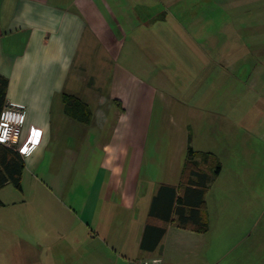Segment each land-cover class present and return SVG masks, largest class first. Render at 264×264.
Returning a JSON list of instances; mask_svg holds the SVG:
<instances>
[{
    "label": "crops",
    "instance_id": "crops-1",
    "mask_svg": "<svg viewBox=\"0 0 264 264\" xmlns=\"http://www.w3.org/2000/svg\"><path fill=\"white\" fill-rule=\"evenodd\" d=\"M230 5L231 0H0V74L9 79L8 102L25 108L22 145L37 141L34 152L23 156V188L9 183L0 190L2 206L19 208L0 213V264L204 262L208 215L207 229L198 231L193 224L181 225L177 204L169 221L152 210L163 185L184 195L178 176L190 143L196 157L208 159L203 166L196 158L211 189L223 170L219 157L239 148L246 154L250 129L264 121V86L249 87L257 89L251 102L250 91L210 88V99L199 98L200 105L193 106L179 97L171 100L166 91L188 90L175 85L172 67L181 77L187 70L196 76L201 65L191 48L195 33L202 23L219 19L228 29ZM219 11L227 16L219 18ZM191 28L195 33L180 43L192 55L176 54L168 30L180 35ZM215 58L209 60L226 70L232 66L230 56ZM161 83L166 90L157 86ZM65 94L90 106V124L66 113ZM159 99L164 118L180 121L181 128L178 143L164 155L173 159L165 162L164 177L156 179L144 167ZM25 203L34 205L33 213L21 207ZM149 224L167 229L154 250L142 247Z\"/></svg>",
    "mask_w": 264,
    "mask_h": 264
},
{
    "label": "rangeland",
    "instance_id": "rangeland-1",
    "mask_svg": "<svg viewBox=\"0 0 264 264\" xmlns=\"http://www.w3.org/2000/svg\"><path fill=\"white\" fill-rule=\"evenodd\" d=\"M228 10L232 17V24L228 29L221 28L223 20H216L209 25L208 22H204L202 16L204 23L201 22L202 28L196 33L192 28L180 35L168 30L171 42L176 43L171 44L176 47V54L182 52L191 54L188 53L191 50L184 48V44L180 43L181 39H189L192 32L197 39L200 38L191 46L196 51L195 54L200 55L198 60L201 67L199 64L196 66V76L187 70L186 75L181 77L178 68L172 67L175 68L172 71L175 85H180L179 88L187 85L188 90L178 95L180 91L176 93L174 89L170 90L171 92L166 90L167 84H157L160 89L171 93V100L177 101L179 97L181 101L193 106L200 100L210 99H206V91L210 88L216 90L227 86L238 91H250L251 102L257 97V89L249 87L264 86V0H231ZM216 15L219 18L220 15L227 16L221 11ZM210 34L212 44L209 43ZM155 52L159 54L158 50ZM162 53L167 54L165 48ZM215 55L224 58L230 56L232 66L226 70L219 61L211 62L209 58H215ZM155 65L154 68L158 67L157 63ZM173 72H176L175 77ZM156 104L148 140L149 153L144 168L149 174L155 175L156 179H160L165 175L163 173L165 162L170 163L173 159L164 155L170 154L174 145L178 143L176 138L181 125L180 121L172 123L167 115L164 118L160 99ZM190 127L193 130L195 126ZM250 136L251 150L246 154L242 156V149L239 148L240 150H228L227 154L219 157L223 170L219 176H215L214 186L206 193L205 213L210 218V231L204 235L202 241L204 245L202 264H264V121L252 126ZM199 143L202 145L203 140ZM191 145L195 147L193 143ZM153 150L159 151V155L153 156ZM196 158L203 166L208 162L204 156L198 155ZM215 162L216 159L212 163ZM41 177H45V174L41 173ZM178 177L180 180L182 176ZM28 203L21 207L25 206L28 214L33 213L34 205ZM17 206V204L0 206V213L15 212Z\"/></svg>",
    "mask_w": 264,
    "mask_h": 264
},
{
    "label": "trees",
    "instance_id": "trees-1",
    "mask_svg": "<svg viewBox=\"0 0 264 264\" xmlns=\"http://www.w3.org/2000/svg\"><path fill=\"white\" fill-rule=\"evenodd\" d=\"M8 88L9 79L0 74V121L4 108L8 103ZM65 103L66 113L69 116L85 124L92 122L93 112L90 106L80 97L65 94ZM196 155L197 151L190 143L181 182L185 187L184 195L178 197L177 189L174 186L163 185L155 197L152 214L169 221L177 204L176 211L181 225L193 224L198 231H204L208 227L205 209L206 193L210 187V176L200 169ZM24 169L25 161L21 153L0 143V190L9 183L17 189H22ZM219 169L220 166L217 168V172ZM3 204L0 197V206ZM166 230V228L149 224L142 243L143 249L154 250L164 237Z\"/></svg>",
    "mask_w": 264,
    "mask_h": 264
},
{
    "label": "built area",
    "instance_id": "built-area-1",
    "mask_svg": "<svg viewBox=\"0 0 264 264\" xmlns=\"http://www.w3.org/2000/svg\"><path fill=\"white\" fill-rule=\"evenodd\" d=\"M25 118V108L22 105L8 102L0 121V143L14 148L22 156H30L37 148V141L32 139L22 145L21 137ZM131 264H168L162 258L134 260Z\"/></svg>",
    "mask_w": 264,
    "mask_h": 264
}]
</instances>
